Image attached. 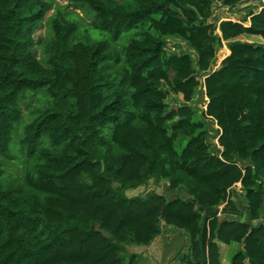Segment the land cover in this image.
Instances as JSON below:
<instances>
[{"label":"trees","instance_id":"16d2710c","mask_svg":"<svg viewBox=\"0 0 264 264\" xmlns=\"http://www.w3.org/2000/svg\"><path fill=\"white\" fill-rule=\"evenodd\" d=\"M256 1L258 11L233 21L216 6L252 0H69L84 24L52 0H0V264H143L127 249L149 245L163 225L189 238L179 264H221L218 243L238 247L230 264H264ZM167 40L194 57L170 53ZM222 44L229 55L210 70ZM201 86L205 112L188 105ZM172 94L182 105H168ZM29 95L40 105L20 128ZM15 143L24 163L8 180ZM149 182L186 197L126 195ZM237 184L243 209L232 201ZM220 206L248 221L223 220Z\"/></svg>","mask_w":264,"mask_h":264},{"label":"rangeland","instance_id":"374dc122","mask_svg":"<svg viewBox=\"0 0 264 264\" xmlns=\"http://www.w3.org/2000/svg\"><path fill=\"white\" fill-rule=\"evenodd\" d=\"M52 5L54 6V9L59 6L60 8H66V10L73 12L74 17L80 18V20H82V22H84V24H87L90 22L89 16H86L85 13H83L81 11H76L72 7V5L69 3V0H52ZM239 6L240 7L230 9L229 7H224L221 4H219L216 6L215 14L220 19H226L227 18V19H232L233 21H239V20H243L244 17H246V18L248 17V14L250 12L249 11L250 8H254L253 10L255 12L259 10L258 3L256 0H252V2H245ZM51 13H53V12L52 11L48 12L47 15L45 16V18L49 17L51 15ZM46 28H47V26H46L45 22H42L40 27L37 28L34 32V35H33L34 38L38 39V37L44 36ZM242 40L246 41V37H243ZM257 41H259V40L257 39ZM166 48L170 53H174L177 55L189 53L190 56L194 57L193 52L189 51L187 45L181 41H178V40H167L166 41ZM228 55H229V51L226 47V44H222V47L218 50L216 59H215L214 63L212 64L210 70L216 69L219 66L220 62ZM204 77H205V75L200 73L197 76V79L199 81L203 82ZM38 98H40V97L39 96L33 97V96L29 95V96H27V99L24 101V103H22V111H23L24 119H23V124L20 125V128H22L23 125L25 124V122L28 121V112L40 105ZM167 103L172 108H175L179 105H182V103H183L182 96H180V95L175 96L172 94L168 97ZM207 104H208V99L206 98V95H205V89L203 86H201L200 88H198L197 94L194 97L193 102L189 103L188 105H190L194 109L205 112ZM172 124H173V122H169L168 128L171 127ZM211 126H212V128L216 129L215 125H211ZM216 142H217V138L214 139L215 144H216ZM24 157H25L24 155H21L17 151V143H15L14 153L12 151L11 156L8 157L7 159H5V161H4L5 162V166H4L5 176H6L5 179L9 180V179H12V178L19 176L21 168H22L23 163H24ZM166 188H167V186L164 182L158 186H156L152 182H149L145 187H139L136 190L127 191L126 195L128 197H134V196H137L140 194H144V193L151 191V190H154L157 193L165 194L168 199L182 195L181 191L180 192L167 193ZM242 196L243 195L240 192L236 191V194L233 195V197H232V201L238 209L244 208ZM220 207H223V206H220ZM245 213H246V216H248L247 215L248 213L246 211L244 212V214ZM227 215L228 214H226L225 216H227ZM225 216L223 217L221 214L219 217L222 218L223 220H226ZM229 216L234 217L236 220H239L240 222H243V221L247 222L248 221V217H247V219L242 220V217H243L242 214H241V216H234V215H229ZM226 218L229 219L228 217H226ZM263 223H264V220H263ZM218 245H219V250H220V261H221V258L224 257L226 264H230V259L232 258L233 254L235 253L234 250L235 249L237 250L238 247L236 245H233V244L230 246H227V245H224L222 243H218ZM127 250L129 253H132V252H134L135 247L134 246L129 247ZM178 260H179V257L177 258L176 263L178 262Z\"/></svg>","mask_w":264,"mask_h":264},{"label":"crops","instance_id":"0c3cea01","mask_svg":"<svg viewBox=\"0 0 264 264\" xmlns=\"http://www.w3.org/2000/svg\"><path fill=\"white\" fill-rule=\"evenodd\" d=\"M236 191L241 193L240 184H237L233 188L232 194L235 195ZM182 196L186 197L183 193ZM244 212L245 211L242 213V220H245L248 217ZM225 219L236 220L229 215L225 216ZM188 246L189 238L184 231L163 225L161 234L149 245L134 246L135 250L134 252H131L139 255L143 259V264H179V260L177 263L176 260L181 254L186 252ZM234 251L236 252V249ZM221 264H226L224 257L221 258Z\"/></svg>","mask_w":264,"mask_h":264},{"label":"water","instance_id":"95a60500","mask_svg":"<svg viewBox=\"0 0 264 264\" xmlns=\"http://www.w3.org/2000/svg\"><path fill=\"white\" fill-rule=\"evenodd\" d=\"M95 231L100 232V234H101L104 238H107V239H109L110 236H111L108 232H106V231H104V230H101V229L99 228V226H95ZM243 247H244V245H243Z\"/></svg>","mask_w":264,"mask_h":264},{"label":"built area","instance_id":"2783aa9c","mask_svg":"<svg viewBox=\"0 0 264 264\" xmlns=\"http://www.w3.org/2000/svg\"><path fill=\"white\" fill-rule=\"evenodd\" d=\"M221 208H222V207H220V208H219V211H218V216H220V215H221Z\"/></svg>","mask_w":264,"mask_h":264},{"label":"bare ground","instance_id":"6f19581e","mask_svg":"<svg viewBox=\"0 0 264 264\" xmlns=\"http://www.w3.org/2000/svg\"><path fill=\"white\" fill-rule=\"evenodd\" d=\"M225 60V59H224ZM223 61V60H222Z\"/></svg>","mask_w":264,"mask_h":264}]
</instances>
